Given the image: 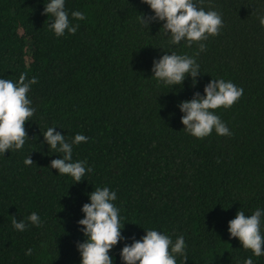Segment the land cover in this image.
Listing matches in <instances>:
<instances>
[{
  "label": "trees",
  "instance_id": "1",
  "mask_svg": "<svg viewBox=\"0 0 264 264\" xmlns=\"http://www.w3.org/2000/svg\"><path fill=\"white\" fill-rule=\"evenodd\" d=\"M199 6L220 13L222 27L197 57V85L187 78L174 88L151 77L153 59L164 54L161 47L193 55L197 46H170L162 22L140 25L139 14L152 15L141 0H65L79 27L60 37L48 27L43 0H0V78L36 77L27 93L35 108L24 125L29 138L20 150L0 154V264H80V209L88 193L104 186L116 191L113 203L125 223V240L109 252L113 264H122L120 248L144 228L173 241L184 237L185 257L176 264H243L247 257L264 264V255L252 256L227 231L238 210L250 215L264 208V27L258 21L264 0ZM73 10L85 18L72 20ZM213 78L243 89L231 107L214 110L232 135L213 130L196 138L183 130L177 105L196 91L202 95ZM49 126L69 142L76 133L89 138L73 145L72 159L92 169L82 181L48 168L60 156L43 142ZM29 154L33 163L26 166ZM31 212L39 226L12 227L13 216Z\"/></svg>",
  "mask_w": 264,
  "mask_h": 264
},
{
  "label": "clouds",
  "instance_id": "2",
  "mask_svg": "<svg viewBox=\"0 0 264 264\" xmlns=\"http://www.w3.org/2000/svg\"><path fill=\"white\" fill-rule=\"evenodd\" d=\"M203 0H141L151 10L152 15L145 17L138 15V23L149 27L153 21L162 22L160 31L168 39L170 46L179 45L191 47L196 44L197 50L193 55L178 54L175 51L164 49V54L154 58L151 66V77L158 85L183 86L187 78H191L192 87L198 83L197 77L202 74L197 57L205 51L204 41L209 36L218 34L222 27L220 13L214 9L205 10L199 5ZM43 13L51 16L48 27L57 36L75 34L79 24L69 19V12L65 8V0H43ZM72 20H83L81 11L73 10L70 13ZM258 21L264 27V13L258 14ZM36 83V77L26 80L23 73L15 82L0 78V154L6 151L20 150L28 137L25 122L31 120L35 108L27 93L31 85ZM243 89L236 86L231 80L213 78L203 87V94L193 93L191 99L181 100L177 107L183 113L180 121L183 130L196 138L208 136L214 130L217 135L231 136L232 133L226 124L214 111L220 107H231L242 95ZM49 126L42 131L43 142L49 149L59 153V158L52 159L49 169H56L58 174L70 176L74 183L82 181L91 167L86 166L85 160H73V145L87 142L89 139L82 133H76L71 141L65 135ZM29 138V137H28ZM24 165L33 163L30 154L23 160ZM73 183V184H74ZM88 202L81 206L82 218L77 221L85 239L77 242L76 248L80 255V264H113L109 252L118 242L124 241L121 230L119 208L113 203L116 191L109 187H96L87 194ZM264 208L256 207L250 215L237 211L235 217L228 221L227 231L230 238L239 240L242 248L250 250L252 256L264 255V235L261 233ZM39 226L41 220L36 212H31L26 218L11 220L12 227L23 232L26 222ZM139 239L131 238V243H124L119 250L122 264H176L177 257L184 258L186 253L185 239L182 235L173 241L169 235L155 228L146 229ZM31 249L26 251V255ZM243 264H253L251 257L243 260Z\"/></svg>",
  "mask_w": 264,
  "mask_h": 264
}]
</instances>
